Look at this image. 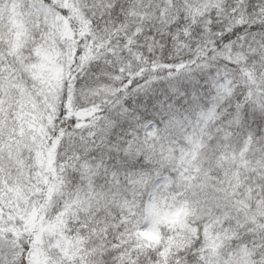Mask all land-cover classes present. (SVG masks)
Segmentation results:
<instances>
[{
  "label": "snow or ice",
  "instance_id": "6c2138e0",
  "mask_svg": "<svg viewBox=\"0 0 264 264\" xmlns=\"http://www.w3.org/2000/svg\"><path fill=\"white\" fill-rule=\"evenodd\" d=\"M0 264H264V0H0Z\"/></svg>",
  "mask_w": 264,
  "mask_h": 264
}]
</instances>
